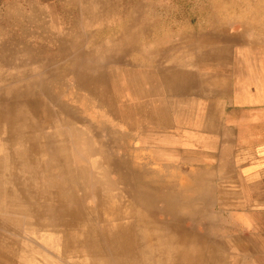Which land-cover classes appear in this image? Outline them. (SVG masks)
<instances>
[{"label": "rangeland", "instance_id": "obj_1", "mask_svg": "<svg viewBox=\"0 0 264 264\" xmlns=\"http://www.w3.org/2000/svg\"><path fill=\"white\" fill-rule=\"evenodd\" d=\"M139 2L0 0V264L156 262L167 232L150 219L173 217L130 136L173 73L146 66L158 41L140 39Z\"/></svg>", "mask_w": 264, "mask_h": 264}, {"label": "crops", "instance_id": "obj_2", "mask_svg": "<svg viewBox=\"0 0 264 264\" xmlns=\"http://www.w3.org/2000/svg\"><path fill=\"white\" fill-rule=\"evenodd\" d=\"M135 7L147 25L140 39L158 41L146 66L151 56V70L173 73L167 106L142 110L130 136L146 170L144 192L173 217L150 219L167 232L156 242V262L264 264V0H140ZM154 8L175 14L153 16Z\"/></svg>", "mask_w": 264, "mask_h": 264}, {"label": "bare ground", "instance_id": "obj_3", "mask_svg": "<svg viewBox=\"0 0 264 264\" xmlns=\"http://www.w3.org/2000/svg\"><path fill=\"white\" fill-rule=\"evenodd\" d=\"M142 222V221H141ZM125 230V229H124ZM115 231V230H114ZM127 231H129V230H126V232ZM125 232V231H124ZM123 234V233H122ZM124 235V234H123ZM139 245V244H138ZM117 246V247H116ZM114 248V254H115V256H117L118 258H119V255H122L123 254V252H122V249H120V247L118 246V245H116ZM137 246V245H136ZM140 247V246H139ZM127 249V248H126ZM135 249V248H134ZM117 250V251H116ZM117 252L119 253V254H117ZM151 256V255H150ZM97 257V256H96ZM126 257V256H125ZM92 258V257H91ZM129 258V257H128ZM119 260H122V259H119ZM156 260V259H155ZM157 261H159V260H157ZM162 261V260H161ZM122 263V262H121ZM147 263L148 264H154V263H157V262H153V261H151V260H149L148 259V261H147ZM100 264V263H99ZM159 264V263H158Z\"/></svg>", "mask_w": 264, "mask_h": 264}]
</instances>
